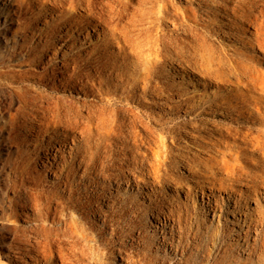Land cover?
<instances>
[{
    "label": "bare ground",
    "instance_id": "obj_1",
    "mask_svg": "<svg viewBox=\"0 0 264 264\" xmlns=\"http://www.w3.org/2000/svg\"><path fill=\"white\" fill-rule=\"evenodd\" d=\"M110 255L264 264V0H0V264Z\"/></svg>",
    "mask_w": 264,
    "mask_h": 264
},
{
    "label": "rangeland",
    "instance_id": "obj_2",
    "mask_svg": "<svg viewBox=\"0 0 264 264\" xmlns=\"http://www.w3.org/2000/svg\"><path fill=\"white\" fill-rule=\"evenodd\" d=\"M185 1L186 0H176V2L179 5L184 4ZM167 27H171L169 25V23H168ZM173 78H174L173 83L175 85H179L182 92H184V91L188 92V91L194 90L195 86H192L193 85L192 83H194V82L188 81L187 79H184L180 85V84H177V82H179V78H177L175 76ZM164 80L170 81V80H172V78H170V76H169V77H165ZM228 88H230V86L225 85L223 88V91H226V89H228ZM221 93L225 94V92H221ZM156 110L163 111V109L160 108V105H157ZM202 117H204V115H202ZM211 117L212 116H210L209 118H211ZM217 117L218 116L213 117V118L216 119ZM152 126L158 132L161 130V128L156 124H153ZM164 126L166 127V130H165V132L162 133V135L164 136V140H165L167 147L169 148V150L173 151L174 153H176L178 151H185V152H190V154H192V155H193V153L196 155L197 154L196 151H198V149H199V150H201L202 154L204 155L203 159H206L208 156H213L215 149H218V148L220 150L226 149L225 151L223 150L224 153H231L232 154V153H236L237 148L240 147L239 138H236V139L226 138L224 141L225 142L224 145L228 146V148H225L223 145L221 147H218L216 144L218 143L219 140L216 139V142H213L212 140L209 139L210 136L208 134H206L205 133L206 131L204 130V129H210V127L212 126L211 124H205V127L203 124L200 126V130H204L205 132H201V137H199V139L197 141V143H198L197 146L190 142V137L188 135L180 134L181 130L178 127L177 120H171V119L167 120L166 119ZM208 136H209V138H208ZM211 139H212V136H211ZM174 173L184 177L186 183H189L190 185L194 184V182L191 181L190 173L186 169H184L180 164L176 165V167H174ZM200 179H202V178H200ZM49 181L50 180L48 179V176H46V178L43 179V182H45V183L46 182L49 183ZM221 184L223 186L226 185V183H223V182H221ZM195 199H197V198H195ZM190 204L188 205L189 208L192 205V204L191 205ZM206 227H207V224H206V226H202L201 227L202 231L206 230L207 229ZM109 261L112 264V256L111 255H110ZM240 262H241L240 260H237V264H240Z\"/></svg>",
    "mask_w": 264,
    "mask_h": 264
}]
</instances>
